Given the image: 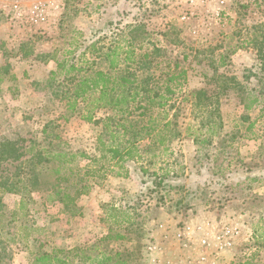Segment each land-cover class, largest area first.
Returning a JSON list of instances; mask_svg holds the SVG:
<instances>
[{
	"label": "rangeland",
	"instance_id": "obj_1",
	"mask_svg": "<svg viewBox=\"0 0 264 264\" xmlns=\"http://www.w3.org/2000/svg\"><path fill=\"white\" fill-rule=\"evenodd\" d=\"M263 23L264 0H0V143L16 142L25 154L19 162H0V183L20 171L25 178L40 147L99 156L102 120L110 112L98 111L96 123L81 119L82 108L68 112L63 96L72 83L65 74L48 82L57 60L96 59V67L106 69L101 58L108 49L132 36L143 48L138 52L152 53L151 85L163 83L167 64L187 72L169 109L170 118L178 114L181 138L126 163L127 177L107 172L78 200L79 215L48 201L47 175L40 191L0 190V264H33L54 250H63L71 264H92L83 255L110 256L109 264H264L261 107L246 112L230 92L221 96L223 126L212 144L200 146L185 135L202 113L189 92H213L221 83L212 82L214 68L252 89L260 86V76L249 77L248 70L258 73L261 66L250 42L254 26ZM246 114L250 119L243 121ZM45 128L52 137L43 135ZM89 163L77 157L73 166ZM166 172L173 190L152 183L153 174ZM202 221L214 227L201 233Z\"/></svg>",
	"mask_w": 264,
	"mask_h": 264
},
{
	"label": "trees",
	"instance_id": "obj_2",
	"mask_svg": "<svg viewBox=\"0 0 264 264\" xmlns=\"http://www.w3.org/2000/svg\"><path fill=\"white\" fill-rule=\"evenodd\" d=\"M254 30V39L250 43L258 47L261 66L258 73L248 70V76H260L258 88L252 89L246 82L238 81L234 76L217 74L218 69L214 68L212 82L221 83L217 84L213 92L205 88L189 92L190 98L195 99L194 105L202 113L199 116L201 118L199 126L189 124L185 129V135L200 146L212 144L217 131L223 126L220 110L222 95L233 92L237 95L244 111L249 112L261 107V112L264 114V23L254 26ZM134 42L135 38L130 36L124 40L123 47L116 45L108 49L101 58L107 62L106 69L97 68L96 59L84 60L79 64L70 63L69 59H64L57 60L56 70L50 73L49 83L56 81L57 77L62 74L68 77L69 84L72 83V87H67L63 96L68 112L75 113L82 108L81 119L89 123L97 122L98 111L110 112L102 120L104 132L98 138L99 156L89 158L84 153L76 154L63 149L53 150L40 147L36 151L32 167L28 168V172L25 173L26 177H21L23 172L20 171L13 174L11 178L5 179L0 183L2 193L20 194L21 188L26 194L40 191L42 175H47L48 178L44 185L51 191L48 201L59 202L66 213L76 216L81 213L78 200L88 195L94 185L105 179L107 172L127 177V171L122 173L126 163L141 161L152 150L151 148L165 147L168 142L181 138L182 133L175 120L178 114L170 118L169 109L175 106L171 102L176 99L177 93L182 91V80L186 81L187 72L181 70L178 73V63L174 64V70L171 64H167L169 71L165 74L163 83L151 85L149 72L154 67L152 66V53L138 52L143 48L136 46ZM88 50H92L91 53L95 52V46L92 45ZM223 59L221 56L222 62ZM158 65L159 63H156V68ZM71 76L72 78H69ZM249 77H247L248 80ZM2 80L0 78V83ZM184 100L188 101L189 98L185 97ZM241 119L248 121L250 118L246 114ZM253 127L254 122H251L247 130ZM42 133L48 138L52 137L47 128ZM54 139L59 140V137L55 136ZM31 149L36 150V146L34 145ZM24 156L18 143L7 140L0 143V162H19ZM77 157L87 158L90 163L83 169L73 166ZM115 167L119 168L116 173L113 170ZM141 172L147 174L148 170L142 168ZM153 176L155 179L152 183L155 187L175 189L168 179L169 172L161 176L157 174ZM252 180L257 181L256 178ZM182 205V201L176 204L177 207ZM111 211L119 213L113 207ZM115 221L118 222L117 219ZM109 237L121 238L119 235ZM82 258L92 264L94 262L95 264H109L112 260L110 256L100 259L83 255ZM33 264L71 263L69 256H66L63 250H54L51 253L41 252L34 258Z\"/></svg>",
	"mask_w": 264,
	"mask_h": 264
},
{
	"label": "crops",
	"instance_id": "obj_3",
	"mask_svg": "<svg viewBox=\"0 0 264 264\" xmlns=\"http://www.w3.org/2000/svg\"><path fill=\"white\" fill-rule=\"evenodd\" d=\"M208 224H210L209 222H204V221H202V222H199V224H197V228H198V230H199V232H203V233H205L206 231H207V229L209 228H211V227H214V225L213 224H211V225H213V226H211V225H208ZM191 225L192 224H190V223H188V227L191 229Z\"/></svg>",
	"mask_w": 264,
	"mask_h": 264
},
{
	"label": "built area",
	"instance_id": "obj_4",
	"mask_svg": "<svg viewBox=\"0 0 264 264\" xmlns=\"http://www.w3.org/2000/svg\"><path fill=\"white\" fill-rule=\"evenodd\" d=\"M223 4V2H222ZM150 252H153L155 249H156V246L154 245H149L148 248H147ZM167 264H170V263H167Z\"/></svg>",
	"mask_w": 264,
	"mask_h": 264
}]
</instances>
